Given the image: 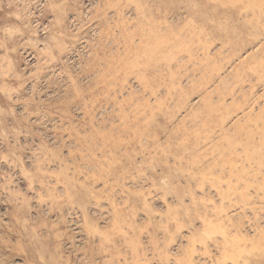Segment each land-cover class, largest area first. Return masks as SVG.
<instances>
[{
  "label": "rangeland",
  "instance_id": "374dc122",
  "mask_svg": "<svg viewBox=\"0 0 264 264\" xmlns=\"http://www.w3.org/2000/svg\"><path fill=\"white\" fill-rule=\"evenodd\" d=\"M0 264H264V0H0Z\"/></svg>",
  "mask_w": 264,
  "mask_h": 264
}]
</instances>
